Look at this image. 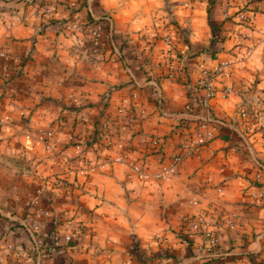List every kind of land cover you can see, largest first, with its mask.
Masks as SVG:
<instances>
[{"label": "clouds", "instance_id": "1", "mask_svg": "<svg viewBox=\"0 0 264 264\" xmlns=\"http://www.w3.org/2000/svg\"><path fill=\"white\" fill-rule=\"evenodd\" d=\"M0 264H264V0H0Z\"/></svg>", "mask_w": 264, "mask_h": 264}]
</instances>
